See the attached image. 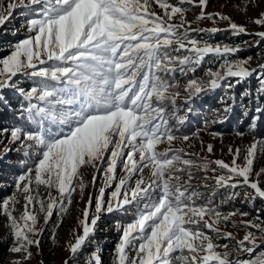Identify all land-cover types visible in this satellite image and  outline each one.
Listing matches in <instances>:
<instances>
[{
    "label": "snow or ice",
    "instance_id": "6c2138e0",
    "mask_svg": "<svg viewBox=\"0 0 264 264\" xmlns=\"http://www.w3.org/2000/svg\"><path fill=\"white\" fill-rule=\"evenodd\" d=\"M154 2L163 10V16L152 9L153 0H18L8 4L9 15L0 14V27L18 6L31 16L26 21L25 38L10 44L9 54L0 57V89L11 88L23 95L28 106L22 108L21 115L36 125L38 131L12 127L9 144L18 142L26 157L39 151L34 181L37 185L55 188L58 193V196L49 194L45 208V202L32 194L33 168L29 167L15 180L16 190L24 193L21 217L17 219L10 208L16 203L15 194L0 201L15 240L10 251L25 253L24 260L31 256L29 246L39 247L38 235L44 230L37 227L34 205L39 204L40 211L45 212V224L55 209L66 212L64 201L71 203L76 190L74 180L81 179L79 187L84 188L81 167L99 168L110 151L104 186L95 197V211H91L93 197L90 194L79 220L82 231L68 245L73 256L92 239L103 214L127 212V206H134V219L116 225L121 234L114 249L113 264H264V252L250 259L230 260L228 245H218L203 230L214 232L216 238L232 239L231 232L221 231L217 225L229 221L236 213L222 215L209 204L197 203L200 193L190 183L194 161L183 159L178 154L182 150L171 148L178 137L169 126L164 106L167 102L175 104L180 95L178 90L174 91L178 87L174 78L169 79L172 73L195 71V66L209 53L224 57L240 49L214 46L190 37L188 33L196 30L185 28L188 23L184 19L185 8L169 0ZM180 2L195 4L197 0ZM207 4L208 0H198L201 8L198 20L215 16L228 20L234 34L246 32L244 26L231 22L230 17L222 13L205 12ZM177 14L181 19L179 24L172 22ZM254 22L264 24V13ZM182 28L184 30L180 31ZM256 35L264 41V32ZM169 49L175 52L183 49L190 55H173ZM247 62L226 61L221 65L223 73L209 69L207 83L198 78L189 79L184 85L186 99L192 100L221 86L231 89V83L221 84L227 77L237 78L239 83L257 70L264 72V64L258 65V69H249L245 66ZM19 75L33 80L34 86L27 91L20 87L19 81L14 80ZM258 92L264 96V81ZM33 99L38 103H32ZM0 102L7 105L6 100ZM231 111L232 105H226L223 119H228ZM254 112L258 115L250 117L249 134L256 132L258 121L264 123V105L257 104ZM7 132L9 129L0 128V133ZM237 135L244 133L237 132ZM182 138L189 139L187 135ZM165 142L169 147L158 150V145ZM125 149L129 150L125 153ZM207 150L211 152L212 145L209 144ZM9 151L11 148L5 146L2 154ZM258 151L264 153V138L254 139L247 148L243 166L236 162L240 149H236L231 165L216 160L214 163L228 172V175L214 177L216 185L232 189L247 186L254 194L246 192V198L264 199L260 181L250 179ZM125 155L122 161L125 175L119 178L111 197L105 200V187L116 178L118 163ZM145 170L149 171L148 181L141 175L135 186L130 187L133 174H142ZM184 173L187 179H182ZM255 175L264 176V168ZM95 180L93 175V182ZM238 195L237 192L230 194L231 198ZM241 223L260 233L258 237L248 231L237 241L241 250L254 253L259 244H264V226L250 220ZM34 235L36 239L32 238ZM246 243L250 246L246 247ZM90 258L92 264H102L99 249L92 251Z\"/></svg>",
    "mask_w": 264,
    "mask_h": 264
},
{
    "label": "rangeland",
    "instance_id": "374dc122",
    "mask_svg": "<svg viewBox=\"0 0 264 264\" xmlns=\"http://www.w3.org/2000/svg\"><path fill=\"white\" fill-rule=\"evenodd\" d=\"M17 2L18 0H0V14L9 15L8 4L17 3ZM169 3L173 5H180L186 9L184 14V19L188 23L185 24V28H191L196 30V31H190L188 33L190 37H194L201 41H207L208 43L214 46L221 45L223 47L224 45H228L230 47H236L235 44L220 43V41H223V38L222 39L215 38L216 35L219 36L220 31H216V32L208 31L212 28H216L218 30H222V29L232 30L229 27L228 20H221L215 16L213 19H203V20L197 19V16H199L201 12V8L198 6V0L197 3L195 4H187V3L181 4L180 0H169ZM152 9L156 11L158 15L163 16V10L160 9L157 4H155L154 0L152 3ZM24 11H26V9ZM204 11L212 14H215L217 12L222 13L223 15L230 17L231 22H235L238 25L244 26V28L246 29V32L243 33L245 34V37L237 36L239 37V42L242 43L241 44L242 46L254 49L253 55L251 56L244 55L240 57H238L237 52L229 54L224 57L216 56L214 54L209 53L201 61V63L203 61L205 62L203 63L204 67L208 66L207 67L208 70L210 69L213 72L223 73L224 69L221 68V65L224 64L226 61L232 62L238 60H247L248 62L245 66L248 67L249 69H256L258 65L263 63L264 41H262L261 38L258 35H256V33L264 32V24H256L254 20L256 18H259L261 16V13H264V0H208V4L204 9ZM29 18H31V16L29 15L28 12H23L22 14L21 12H19V6L16 9L12 10L11 18L5 23V25L0 27V32L15 30L19 33L18 35L19 38H17L15 41H9L8 39L0 41L3 43L0 45H3L6 49L5 52L0 57L7 56L9 54L10 44H14L20 39L25 38V36L28 34L26 29V21ZM172 22L176 24L181 23L179 14L173 17ZM183 30H184L183 28L180 29V31ZM233 37L234 36H232V38ZM169 51L173 55H190V53L186 52L183 49H180L178 52L172 51L171 49H169ZM209 79L210 77L208 75H205L202 78V81L204 83H207ZM233 80H234L233 77H227L224 81H221V83L225 85L231 83L233 85L234 84V82H232ZM235 80L237 81V79ZM31 87H33V85ZM220 95L223 96V93H221ZM186 96H187L186 92L180 93V95L176 98L175 104H172L171 102H167V104L164 105L166 109L168 108L171 111L169 115L166 116L167 119H170L169 123H172V121L177 122L178 119L180 120L182 119L181 115L177 114V112L181 110V107H179V105L181 101H183L186 98ZM41 105L40 106L43 107L42 103ZM225 106L226 105L223 103L217 109L216 113L215 112L211 113V118L209 119V122H204L201 126L195 127L192 130V132L183 133L176 128L177 125H174L173 128L170 126L173 130V133L178 137L172 143L171 148L173 150H177V149L182 150L178 154L181 155L183 159H191L194 161V165L190 170L193 176V179L191 181L195 182V184L199 188V193L203 196H207L208 193L211 191V189L214 186H216L214 179L215 176L221 174L228 175V173L222 172L221 170H218V168H216L218 167L214 163L216 160H222L225 163L231 165L236 149H240V154L237 157L236 162L237 164L243 166L245 163L244 157L247 153V148L251 145L254 139L264 138V136L260 137L255 134H249V124L251 122L250 117L251 115H258L254 112L255 107L253 104L249 105L248 107L249 118L240 130L236 131L235 128H232L231 130H222V129L214 130L213 128H208L207 126L209 125L210 122L213 123L215 119H220L219 117L221 116L222 111L224 112V109H222V107L225 108ZM175 110H176V114H173ZM245 111L246 110H244V112ZM34 130L38 131V128L31 127L29 131H34ZM64 131H67V128H65ZM237 132H242L244 133V135H237ZM185 135L189 137L187 141L183 140L182 138ZM5 139H8L9 141L10 134L0 133V140L3 142ZM26 143H31V142H26ZM209 144L212 145L211 152H208L207 150ZM12 145H13V149L19 151L21 155V163L24 161L23 164H19V165H23V169L19 173L18 172L15 173V175L12 176L13 178L11 177L9 181L5 180L4 190L6 194L2 198V200L15 194L16 203L14 204V206L10 205V208H12L13 215L17 219H19L24 211L25 201H24V193L18 192L16 190L15 180L20 174L27 171L29 167L33 168V172H32L33 183L31 185V188L33 190L32 194L34 196L38 195V198L45 202V208L49 198V194H51L52 196H58V193L55 188H49L46 185H37L34 181V177H35L34 168H35V163L38 161L39 158V151H36L34 154L26 157L24 155L23 149L21 148V145L18 142ZM168 147L169 145L165 142L158 145V150L163 151ZM230 148L232 149L231 152L229 151ZM128 150L129 149H125V153ZM108 155H110V151L105 154V160L100 164L99 168H93L91 165H84L81 167L80 178H82L84 188L83 190H81L79 187L81 179L78 178L74 180V185L76 186V190L72 193L71 203L68 204L66 199L64 201L65 205L67 206L66 212H61L59 208L55 209L53 215L50 217L49 221L45 224L44 221L45 212L40 211L39 204L34 205V210L38 214L37 227H43L44 230L38 235V238L41 241L39 247L35 245L29 246V251L31 252V256L27 260L23 259L25 253H13L10 251V249L15 244V240L11 235L7 216L4 214L3 209L0 208V240H3L4 238L7 237L10 238V243L7 248V252L9 254L7 264H15L17 260L21 261V264H64L65 261H68V264H89V260L87 259L89 257L87 258L81 257L82 255L81 251H79L77 254H75V256H73V254L69 251L68 245L74 242L75 235L80 234V232L82 231L81 226L79 224V220L82 219L83 217V209L85 208L88 202V198L90 194L93 197L91 211L92 212L95 211V197L99 195V189L104 186V181H105L104 170L107 167ZM135 158L138 160L139 156L137 155ZM124 159H126V155L122 157L121 162L118 163V167L115 173L116 178L110 184H108L107 187H105V194H104L105 200L111 197V193L115 190V184L118 182L119 178L125 175V172L123 171V162H122ZM205 164L207 165V167H204ZM213 168L216 169L215 172L212 171ZM253 168L254 171L253 174L250 176V179L259 180L261 187H264V176L257 177L255 175V172L259 171L261 168H264V153H260L259 151L257 152V157L254 160ZM93 175L96 176L95 182H93ZM141 175H143L146 182L148 181L149 179L148 170H145L142 174L140 172H136L133 174V177L129 180V186L130 187L135 186V181L137 179H140ZM182 179H187V173H184L182 175ZM247 188L248 191H240V190L234 191L239 193V195L234 198L236 199V202L239 206V211L237 210L236 207H234L231 210H221L214 207V209L216 211H219L222 215H228L229 213H236V215L230 217L228 222H221L217 225V227H219L221 231L231 232L233 236L232 239H226V241L223 243L219 240L222 237L216 238V234L214 232H211L207 228H203V225H201L203 230L208 235L213 237V239L218 245H225V244L228 245L230 250L229 259L232 261H235L237 259H243L242 256L246 254H250L244 252L243 250H241L240 247L237 246V241L242 239L243 236L246 234V232L250 231L248 230V228H251V227H246L244 224L241 223V221L250 220V213L252 212V207H253L251 203L253 199L246 198L245 193L247 192L249 193V195H252L254 194V190L250 189L249 187ZM195 191L198 192V190ZM205 200L207 201V198H205ZM242 209H244V211ZM256 211H262V207L257 206ZM240 213H247V215L243 216L240 215ZM106 215L107 213L102 215V218L99 222V227L94 234L100 233L102 231L105 232L107 231V233L118 232L120 238L121 231L116 227L117 225L116 223L110 221V224L107 226L106 222L107 219H109L110 217H106ZM133 219H130L129 221H124L122 222V224H127L131 222ZM57 225L59 226L57 227ZM54 229H55V237H53ZM256 231L258 233V230ZM257 235H259V233ZM102 236H104V240H108L109 238L107 234ZM32 238L36 239L37 236L34 235L32 236ZM119 238L117 239V241H119ZM113 245L115 246V244ZM245 246L247 247L250 245L246 243ZM94 250L95 248L92 251ZM218 250L223 251V249H218ZM99 254L101 255V257H103V255L109 256V258L106 259V262L102 264H107V262L109 264H113L115 260L114 250H111L109 255V253L106 252L104 248L101 250L99 249ZM130 255H134V253H130ZM249 257H251V255H249Z\"/></svg>",
    "mask_w": 264,
    "mask_h": 264
},
{
    "label": "trees",
    "instance_id": "16d2710c",
    "mask_svg": "<svg viewBox=\"0 0 264 264\" xmlns=\"http://www.w3.org/2000/svg\"><path fill=\"white\" fill-rule=\"evenodd\" d=\"M25 8L19 7V12L21 14L24 11ZM15 17V16H14ZM12 23V22H11ZM219 36L216 35L215 38L222 39L223 41H220V43H231L235 44L236 47H238L240 50L237 52L238 57L244 56V55H253L254 49L247 48L245 46H242L241 42H239V37L242 36L245 37V34H234L233 30L229 29H222L218 30ZM15 33V34H13ZM19 33L15 30L12 31H2L0 32V41H3L5 39H8L9 41H15L18 37ZM232 36H234L232 38ZM238 41V42H237ZM0 44H3L0 42ZM5 47L3 45H0V56L5 52ZM204 61L199 64L198 66H195V71L193 72H187L186 74H181L179 71H176L175 73H172L169 77L170 80L174 78V82L177 84V89H174V91L178 90L180 93H185L184 91V85L187 83L189 79L198 78L201 82L202 78L207 75L208 69L204 67ZM264 64V60L263 63ZM260 64V65H262ZM204 67V68H203ZM258 69V67L256 68ZM255 73V72H254ZM250 75L249 77L245 78V80L240 81L239 83H235L237 78H234L232 82H234L233 87L231 89L225 88L224 86H221L214 90L206 91L202 94H199L196 97H193L192 100H187L186 98L181 101L179 107H181V110L177 112V114L183 116L184 124L185 126H179L178 129L180 132L183 133H189L192 132V130L197 127L201 126L204 122H209V119L211 118V113L217 112V109L224 103L225 105H232V111L228 113V119H223L222 113L219 117L220 119H215L214 122H210L207 126L208 128H213L214 130H231L232 128H235V130H240L244 124L247 122L249 115H245V112L249 113L248 107L249 105L253 104L254 107L257 104L264 105V96H261L258 92V89L262 86V81H264V72H261L259 70L256 71L255 74ZM14 80L19 81V86L23 87L26 91L30 89V87L33 85V80L26 78L22 75H19L14 78ZM204 83V82H203ZM222 84V83H221ZM225 85V84H222ZM225 90V91H224ZM223 93V96L220 95ZM257 97H260L257 99ZM6 100L7 105L0 102V128H7L10 130L12 127L18 126L22 127L25 130H30L31 127L36 128V125L31 124L26 120L25 117L21 115L22 108H26L28 106V101L24 100L23 95H21L19 92H17L14 89L11 88H5L0 89V101ZM32 103H37L35 99L32 100ZM167 104V103H166ZM165 104V105H166ZM42 106V105H41ZM247 106V107H246ZM246 107V108H245ZM216 111H215V109ZM224 109V107H222ZM244 110H246L244 112ZM167 115L170 113V109H166ZM173 114H176L173 112ZM170 120V119H168ZM202 122V123H201ZM258 128L256 132L254 133L257 136H264V123L258 121ZM47 126V125H46ZM53 130H56L53 128ZM35 131V130H34ZM5 146H9L11 148V151H9L6 154L3 153V148ZM0 200L5 196V190H4V182L5 180L9 181L15 173H19L23 169V162L21 163V155L19 151H16L13 149V145L9 144L8 139H5L3 142L0 140ZM29 158V157H28ZM218 170H221L222 172H227L226 169H221L219 166L216 167ZM13 178V177H12ZM193 189L198 190L199 188L195 184V182L190 181ZM235 190L240 191H248L247 186L238 187L236 189H232L230 187H224L220 188L217 185L214 186L211 191L208 193L207 196H203L200 194L201 198L197 201V203H204L209 204L211 207H215L217 209L221 210H231L234 207L237 208L239 211V206L236 202V199L231 198L230 194L233 193ZM207 198V201L205 200ZM252 203V212L250 213V221H253L254 223H261L262 226H264V200L261 198H254ZM250 203V204H251ZM261 206L262 211H256V207ZM129 207V210L127 212H116L107 214L106 217H110L107 219V226L110 224V221H113L116 224H122L124 221H129L130 219L134 218L133 212L135 210L134 206H127ZM244 211V209H242ZM228 222V221H227ZM105 225V224H104ZM248 230L257 233L256 229L248 228ZM105 233V234H104ZM109 237L108 240H104V236L106 235ZM258 237L260 236L257 235ZM119 238L118 232H110L107 233V231H102L100 233H96L92 236V239L87 241L85 246H83L81 250V257L87 258L89 260V264H92L90 253L95 248L97 249H105L106 252L109 253L110 251L114 250L117 239ZM227 238H220L219 240L221 242H225ZM10 243V238H4L3 240H0V264H7L9 254L7 252V248ZM115 244V246L113 245ZM264 252V244H259V246L256 248L254 253L246 254L242 256L243 259H250L253 256H259L261 252ZM251 255V257H249ZM103 255L102 257V263L106 262V259L109 258L108 255ZM108 261V260H107ZM107 264H109L107 262Z\"/></svg>",
    "mask_w": 264,
    "mask_h": 264
}]
</instances>
